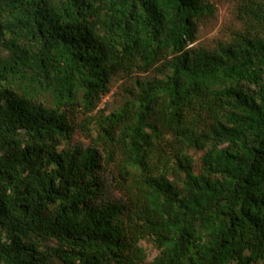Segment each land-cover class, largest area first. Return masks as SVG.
I'll return each mask as SVG.
<instances>
[{
    "label": "trees",
    "instance_id": "obj_1",
    "mask_svg": "<svg viewBox=\"0 0 264 264\" xmlns=\"http://www.w3.org/2000/svg\"><path fill=\"white\" fill-rule=\"evenodd\" d=\"M241 3L206 46L213 0H0V264H264V0Z\"/></svg>",
    "mask_w": 264,
    "mask_h": 264
},
{
    "label": "rangeland",
    "instance_id": "obj_2",
    "mask_svg": "<svg viewBox=\"0 0 264 264\" xmlns=\"http://www.w3.org/2000/svg\"><path fill=\"white\" fill-rule=\"evenodd\" d=\"M213 2L217 7L216 15L201 24L198 44L215 46L219 41L231 40L234 32L242 26V18L245 13L241 12L243 10L241 8L242 0H213ZM129 83V81L122 78L115 81L110 95L105 100L113 102V105H119L121 96L125 95L121 87ZM81 118L83 116H80L79 120ZM77 139L82 140L86 144L91 142V139L84 131L77 135ZM194 153L198 160L203 154L202 151H194ZM144 246L148 252V262L151 263L158 254V250L150 240H145Z\"/></svg>",
    "mask_w": 264,
    "mask_h": 264
}]
</instances>
